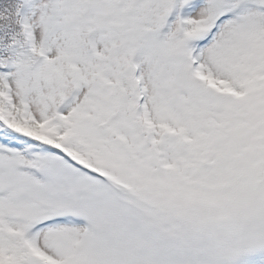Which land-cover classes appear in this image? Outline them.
Listing matches in <instances>:
<instances>
[{
    "label": "snow or ice",
    "instance_id": "6c2138e0",
    "mask_svg": "<svg viewBox=\"0 0 264 264\" xmlns=\"http://www.w3.org/2000/svg\"><path fill=\"white\" fill-rule=\"evenodd\" d=\"M0 264H264V0H0Z\"/></svg>",
    "mask_w": 264,
    "mask_h": 264
}]
</instances>
